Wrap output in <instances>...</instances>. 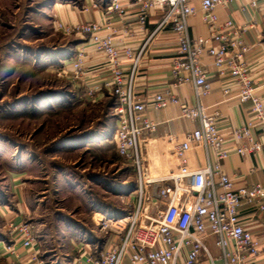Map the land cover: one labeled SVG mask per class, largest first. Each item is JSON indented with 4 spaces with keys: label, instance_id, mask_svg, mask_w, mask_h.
I'll return each mask as SVG.
<instances>
[{
    "label": "built area",
    "instance_id": "2783aa9c",
    "mask_svg": "<svg viewBox=\"0 0 264 264\" xmlns=\"http://www.w3.org/2000/svg\"><path fill=\"white\" fill-rule=\"evenodd\" d=\"M138 6L137 23L143 30L150 16L158 18L156 32L168 28L177 42L176 55L170 68L171 85L163 94L156 95L151 109L162 110L168 105L179 108L180 117L196 127L183 138L170 133L163 139L164 159L174 160L176 171L165 176L152 177L144 156V146L156 133L157 123L148 113L146 104L137 101L134 77L140 54L131 65L129 75L120 63L109 21L104 26L87 23L70 28L68 33L79 32L87 36L94 48L111 68V96L115 98V130L113 144L117 155L131 166L135 176L133 194L123 204L127 213L117 217L100 216L95 228L106 237L102 251L86 255V264H201L203 256L208 264H250L248 257L260 255V245L251 231L240 221L243 206L264 213V184L235 187L223 172L222 162L230 152L223 149L224 137L217 129L220 112L208 107L204 99L210 94L206 61L215 68L223 83L222 93L229 94V86L239 87L235 94L241 103H250L251 111L260 123L256 131L251 122L234 128L232 138L237 147L234 154L255 156L264 151V106L256 94L250 77L248 58L254 52L264 56V43L247 44L245 28L237 27L228 17H221L219 9L235 5L241 13L258 10L259 0H134ZM261 9V8H260ZM121 0H111L106 15L123 16ZM200 16L207 26L208 35L196 38L190 35V20ZM101 31H107L100 36ZM151 35V36H152ZM124 55L131 58L125 48ZM85 52L77 50L73 67L83 75ZM264 84V80H263ZM190 86L193 103L180 101L173 92L175 87ZM93 94L94 90H88ZM201 150L204 165L192 167L187 155ZM163 184V185H161ZM192 195L184 206L177 203L180 195ZM151 210L154 212H151ZM13 245L6 248L14 256L15 244L27 252L31 264L39 260L37 243L26 224L11 225ZM212 237L218 250L213 257L206 248Z\"/></svg>",
    "mask_w": 264,
    "mask_h": 264
},
{
    "label": "rangeland",
    "instance_id": "374dc122",
    "mask_svg": "<svg viewBox=\"0 0 264 264\" xmlns=\"http://www.w3.org/2000/svg\"><path fill=\"white\" fill-rule=\"evenodd\" d=\"M52 1L0 0V241L10 247L11 225L26 224L43 264H68L75 252L54 259L67 253L70 237L80 244L97 236L103 250L106 238L94 224L100 216L88 215L97 200L120 209L106 217L127 213L135 176L114 149L115 98L95 101L82 85L73 67L78 36L54 24ZM17 185L30 212L14 223L8 213H16ZM100 204L98 211L108 205ZM18 263L0 253V264Z\"/></svg>",
    "mask_w": 264,
    "mask_h": 264
},
{
    "label": "crops",
    "instance_id": "0c3cea01",
    "mask_svg": "<svg viewBox=\"0 0 264 264\" xmlns=\"http://www.w3.org/2000/svg\"><path fill=\"white\" fill-rule=\"evenodd\" d=\"M259 1L261 9L259 8L255 11L249 9L241 13L235 5L218 10V14L221 17L228 16L237 27L246 29L243 37L247 44L264 43V0ZM110 2L111 0H53L48 9L54 15V24L64 28H74L87 23H95L102 27L109 21L114 29V42L121 54L120 63L127 76L135 57L140 54L134 77L135 98L137 101L147 105L149 115L158 125L156 133L144 146V156L150 166V175L152 177L165 176L176 171V163L174 160L164 159L162 156L163 139L170 133L183 138L187 132L192 131L196 127L194 123L180 117L179 108L176 105L170 104L162 110H154L149 106L153 98L158 94H163L172 83L170 68L172 58L176 55L177 42L168 28L152 35L159 22L156 17L150 16L145 28L143 30L139 29L137 23L138 6L134 0H121L125 10L124 15L121 17L118 15H106V8ZM73 33L78 36L75 49H84L85 52L82 85L87 90L95 91V101L111 96V68L96 53L94 48L84 40L85 36L83 37L79 32ZM106 33L107 31H101L100 36H105ZM190 35L193 38L208 35V28L201 22L198 15L190 20ZM125 48L130 49L131 58L124 55ZM206 64L208 65L206 67L207 81L211 90L209 96L204 99V103L208 107L218 108L220 117L217 121V129L224 137L223 149L230 152L229 156L222 162L223 172L233 181L235 187L257 183L264 184V151L255 156L245 157H240L233 153L237 147L236 141L231 136V131L234 128L251 122L255 130L259 131L260 123L251 111V104H241L236 100L235 94L239 87L235 84L229 86V94L224 96L222 93L223 83L219 79L216 69L211 67L208 60ZM248 67L250 77L256 87V94L264 106V56L261 52H254L250 55ZM173 92L180 101L193 103L190 86L175 87ZM187 161L192 167H202L204 165L203 152L198 150L187 155ZM17 187L18 190L15 193L16 213L13 216L10 215V212L8 213L9 219L11 218L10 220H13L14 223L22 221V215L30 212L22 185H17ZM117 187L116 190L119 193L120 186ZM118 193L117 195H119ZM113 194L115 195L114 187ZM191 198V194L180 195L177 203L180 206H184ZM96 203L95 210L88 215L93 222L94 219L92 218L94 215L111 216L120 210L117 206H111L109 203H104L100 200H97ZM99 204L108 205L101 206L104 210L98 211L97 205ZM240 221L244 228L251 231L254 239L260 245V255L258 257H248L249 263L264 264V213L243 206L240 209ZM83 231L86 236L93 233L88 229L87 225H85ZM106 239L103 243L104 245ZM67 241L69 242L67 246L70 245V247L66 248L67 253L58 252L59 254L55 256L54 262H60L59 259L68 258L72 252H75L76 256L68 260V264H86L84 260L86 255L96 253L98 243L101 242L97 236H94L93 241H87L86 243L76 244L73 241V237L65 240V242ZM95 241L96 243H94ZM205 244L209 253L213 257H217L218 250L214 245L213 238H208ZM14 248V256L18 258L20 264H31L30 260H28L27 252L20 244H15ZM58 249L61 248L58 246ZM5 250L6 246L2 240L0 241V253H4ZM200 260L201 264H208L203 256H201ZM60 264L63 263L60 262Z\"/></svg>",
    "mask_w": 264,
    "mask_h": 264
}]
</instances>
